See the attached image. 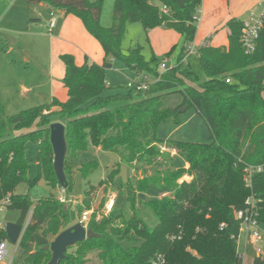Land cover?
Listing matches in <instances>:
<instances>
[{
	"label": "trees",
	"instance_id": "16d2710c",
	"mask_svg": "<svg viewBox=\"0 0 264 264\" xmlns=\"http://www.w3.org/2000/svg\"><path fill=\"white\" fill-rule=\"evenodd\" d=\"M45 4L78 18L86 32L101 46L102 65L84 60L81 66L70 55H62V79L67 100L7 115L0 100V202L8 199L7 210L19 213L17 224L24 228L14 264H47L51 252L44 250L72 225L69 205L55 198L36 201L17 194L21 184L28 188L43 178L52 189L60 187L53 170L50 126L64 127L66 195L72 189V166L90 147L117 153L119 162L99 182L104 192L116 189L124 209L103 216L93 212L87 225L97 238L86 239L67 250L59 264H243L236 238L240 220L235 214L252 198L256 220L264 225V171L255 174L250 187L244 180L246 165L264 164V28L255 51L245 55L240 45L242 21H227V47H212L211 38L195 49L202 77L183 67L188 47L197 31V14L202 0H115L111 26L100 24L103 0H24ZM162 7L167 12H162ZM140 23L146 30H173L185 41L176 67L162 74L148 90L104 95L106 70L120 61L136 75L159 76L154 56L146 60L139 45L126 52L121 47L126 24ZM229 80V83L226 82ZM56 108L57 110H52ZM192 108L209 130V142L161 140L159 127L177 123L181 110ZM36 147L37 173L29 178L26 144ZM168 149V151H167ZM174 151L175 154H170ZM184 155L187 168H176L174 160ZM140 164H142L140 166ZM78 173L87 178L97 167L93 160L79 164ZM127 169V182L117 179L120 167ZM131 171L140 177H131ZM188 176L189 181H181ZM166 187L167 194L148 199L151 187ZM96 187L85 190L78 212L91 209ZM144 195L146 200L139 199ZM106 200L101 202L103 208ZM145 204L157 223L149 228L138 215ZM99 219L97 220V216ZM29 217V219H28ZM0 241H7L0 230ZM32 245V249L29 248ZM93 256V259L90 258ZM252 264H264L254 257Z\"/></svg>",
	"mask_w": 264,
	"mask_h": 264
},
{
	"label": "crops",
	"instance_id": "0c3cea01",
	"mask_svg": "<svg viewBox=\"0 0 264 264\" xmlns=\"http://www.w3.org/2000/svg\"><path fill=\"white\" fill-rule=\"evenodd\" d=\"M114 1H112L110 10L113 8ZM261 1L202 0L196 17L197 31L198 33L202 32L201 39H204L194 48L196 49L209 37L211 38L210 45L212 47H227V21L236 18L243 22L249 12L261 4ZM0 6L2 10L5 9V12L0 14V43L3 38L6 41L2 45V51L0 50V100L5 107V112L8 108L15 109V112L28 109L25 107L29 103L38 106L50 103L52 99L60 101L61 96H63L62 93H67L62 84L65 74L64 64L60 60L62 55L72 56L77 66H81L86 58L90 64L102 65L104 53L100 44L86 32L78 18L65 15L62 11L45 4L31 5L24 0H0ZM10 11H12V16L7 22L6 15ZM102 15L103 8L100 14V24L104 28H109L111 19L105 21ZM52 18L55 22L50 34L48 28ZM12 23H18L16 25L18 27L10 26ZM149 32L152 45L154 39H159L161 35L163 37L165 35L170 36L169 38H173V35H175L173 30L163 28H156ZM16 57H18L21 64L33 65V73L22 72L23 74L19 75L15 73L13 68L20 66V63L15 62ZM111 62V68L117 67L120 69L121 66H117L116 61ZM38 74L43 75L44 81L42 83H37L34 79L39 78ZM23 78L33 79L23 80ZM119 79L117 76H111L110 81L112 83L106 82L107 87L118 86ZM42 89H44V92ZM52 110L57 109L52 108ZM35 149L34 146V152ZM172 155H174V152ZM34 166L37 169L36 161H34ZM185 166H187L186 163Z\"/></svg>",
	"mask_w": 264,
	"mask_h": 264
},
{
	"label": "rangeland",
	"instance_id": "374dc122",
	"mask_svg": "<svg viewBox=\"0 0 264 264\" xmlns=\"http://www.w3.org/2000/svg\"><path fill=\"white\" fill-rule=\"evenodd\" d=\"M90 2H93L95 0H88ZM112 1L113 0H103L102 8H103V20L109 21L112 16V9L110 10V7H112ZM261 6L259 5L257 8L253 9L249 14L256 15ZM15 10V9H12ZM5 9L2 10L0 6V14L4 13ZM12 11H10L9 14L6 15V21L8 22L9 18L12 16ZM248 14V15H249ZM247 15V16H248ZM18 22V20H16ZM3 23V22H2ZM6 25V24H3ZM8 25V24H7ZM18 23H12L10 26L12 27H18L16 26ZM198 25V23H197ZM102 26V25H101ZM20 27V26H19ZM103 27V26H102ZM161 28V27H157ZM198 28V27H197ZM151 29V30H155ZM164 29V28H163ZM150 30H146L142 27L140 23H130L126 24L124 35L121 42V47L124 52H126L129 48H133L137 45L142 47V55L146 60H150L152 56L155 57L158 64H161L163 61H165V67L166 70H170L177 66L178 59L180 57L182 48L185 46L184 39L177 34L173 35V38H169L170 36L163 37L161 35L159 39H154V44L152 45L150 41ZM154 34V33H153ZM201 33H196L195 39L192 46L198 45L204 38L201 39ZM220 36V35H218ZM225 39H227L225 37ZM6 42L3 38L0 43V50L2 51L3 43ZM41 43V42H40ZM42 44V43H41ZM1 56V55H0ZM16 63H20V60L18 57L15 58ZM117 66H121L120 69L117 67L110 68L106 70V82L112 83L110 81L111 76H117V78H120L118 80V86H113L112 88L108 87V90L104 92V95H112L115 93H125L127 89V83L129 79H132L134 77V73L129 71L126 66L120 62L116 61ZM124 66H123V65ZM123 66V67H122ZM183 67H188L198 75H200L201 80L204 78L202 77L201 68L198 62L197 54L196 53H189L186 58L183 60ZM15 70V73L23 74L22 72H28L29 74L33 73L34 66L26 63H20V66H15L13 68ZM27 73V74H28ZM39 75V74H38ZM37 75V76H38ZM41 77V78H40ZM32 80L33 78H23V80ZM37 83H42L44 81L43 75H39V78H34ZM115 87V88H114ZM44 92V89H42ZM46 93V91H45ZM63 96H61V102H65L67 100V93L63 92ZM36 104H27L25 108L32 107ZM17 112V111H16ZM15 109L8 108L6 114L7 115H14L16 114ZM182 114L179 115L177 119V123L174 120L168 121L164 124H162L159 127L158 130V137L161 140H171V141H181V142H191V143H208L209 142V130L206 126L205 122L200 118L199 115L195 113V111L190 108L185 110L184 112H181ZM168 151V149H167ZM170 154H173L174 151H170ZM124 153L123 148H119L117 153H111V152H104L101 150H97L94 147H90L88 151L80 154L77 158V161H73L71 163L72 166V189L68 193L67 198L69 199V203H67L70 207L69 209V216L70 221L72 224H75L80 219V214L78 212V206L81 204V201L84 197L85 190L92 186L96 187L95 191L93 192V201L91 204V210L93 212H98V214H102V209L100 207L101 202L103 200H107L108 197L114 196L115 197V205L116 208L113 211V214L118 213L119 210L124 209V203L123 198L120 195V193L116 189H110L107 192H104L103 187H98V184L100 181L104 180L108 174L110 173L111 169L115 166L117 162L120 161L122 155ZM175 154V152H174ZM26 155L27 159L30 165V169L28 172L29 178L35 177L37 173V169L34 166L35 161V152H34V145L32 142H28L26 144ZM174 160V165L176 168H182L184 167L186 160L184 155L179 154ZM86 160H93L97 164L96 169L87 177L83 178L80 173H78L79 164L81 162H84ZM185 166L184 168H187ZM131 177H140V172L131 171L130 173ZM189 181L190 178L188 176H184L181 181ZM17 194H28L31 200L36 201L38 199L42 198H59L60 193V187H57L55 189H52L49 185L46 184L43 178H40L38 182L28 188L26 184H21L16 189ZM167 194V188L166 187H151L147 198L148 199H154V198H160L163 195ZM106 202V201H105ZM114 205V206H115ZM138 215L141 218V220L145 223V225L149 228H153L157 220L151 210L145 205V204H139L138 205ZM19 218L18 211L13 210H3L0 211V221L4 222L5 224L9 223H16L17 219ZM29 218V217H28ZM260 229L264 232V225L260 226ZM244 234H241V242L239 244L238 250L243 255V264H252L254 255L252 252L249 251L247 253H244ZM8 251L10 256H13L14 263L18 261L19 257V250H16V245L8 243ZM90 258L93 259V256H90ZM94 264H98L95 260H93ZM13 262L11 264H14Z\"/></svg>",
	"mask_w": 264,
	"mask_h": 264
},
{
	"label": "built area",
	"instance_id": "2783aa9c",
	"mask_svg": "<svg viewBox=\"0 0 264 264\" xmlns=\"http://www.w3.org/2000/svg\"><path fill=\"white\" fill-rule=\"evenodd\" d=\"M261 8L256 15L252 13L249 14L246 19L242 23L241 33H240V45L245 55H251L256 48V40L258 39L259 32L261 29L264 28V0L261 1L260 4ZM162 12L166 13L167 8L162 7ZM193 20L197 21L196 15L193 16ZM54 18H52L49 22L48 32L51 34L54 28ZM195 53L194 46L190 45L188 47V53ZM159 76L157 77H149L144 74L135 75L132 79L128 80L127 89H132L136 92L146 91L148 90L149 86L158 82L162 74L166 73L165 61L159 64L158 67ZM229 83V80H226ZM264 171V164L262 165H246L244 168V180L246 186L250 187L252 178L255 174L262 173ZM60 197L57 200L62 204L69 203V199L66 196L65 189L60 187ZM9 203L8 199H5L0 202V211L6 209L7 204ZM246 208L242 211H239L235 214V218L240 220V229L239 235L236 238L237 247L241 242V234L243 233L244 236V253H247L250 249L254 257L259 258L264 263V232L260 229V225L256 220V205L255 201L252 198H248L246 201ZM115 205V197L110 196L104 203L102 209V215L107 216L110 214L112 209ZM93 211L87 210L84 211L80 219L78 220L79 223L82 224L83 227L87 228V225L90 221ZM29 219V218H28ZM99 219V215L96 218ZM6 224L0 221V230L5 231ZM25 227H22L23 234ZM20 237V239H21ZM20 239L16 244V250L18 248ZM8 241H0V264H11L13 261V256H10L8 251ZM239 251V250H238ZM244 254H242L243 257Z\"/></svg>",
	"mask_w": 264,
	"mask_h": 264
},
{
	"label": "water",
	"instance_id": "95a60500",
	"mask_svg": "<svg viewBox=\"0 0 264 264\" xmlns=\"http://www.w3.org/2000/svg\"><path fill=\"white\" fill-rule=\"evenodd\" d=\"M183 108L181 112H184ZM49 140L53 150V170L55 172L57 182L62 189L67 188V181L64 174V161L66 157V143L64 135V127L61 124H52L50 126ZM142 164H140L141 166ZM117 179H121L123 183L127 182V169L124 166L120 167V172ZM139 199L145 201L144 195H139ZM5 233L7 241L16 245L21 237L22 226L17 223L6 224ZM98 235L94 234L89 228H85L81 223L77 222L67 230L59 233L53 241L45 246L44 250L51 252V258L47 264H59L65 258L67 250L74 247L76 244L85 241L86 239L97 238ZM32 249V245L29 244Z\"/></svg>",
	"mask_w": 264,
	"mask_h": 264
}]
</instances>
